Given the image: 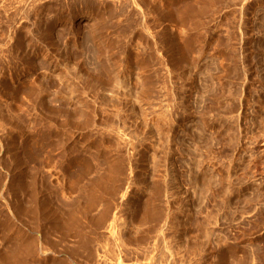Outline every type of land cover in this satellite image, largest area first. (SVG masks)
<instances>
[{
	"label": "rangeland",
	"instance_id": "374dc122",
	"mask_svg": "<svg viewBox=\"0 0 264 264\" xmlns=\"http://www.w3.org/2000/svg\"><path fill=\"white\" fill-rule=\"evenodd\" d=\"M0 264H264V0H0Z\"/></svg>",
	"mask_w": 264,
	"mask_h": 264
}]
</instances>
